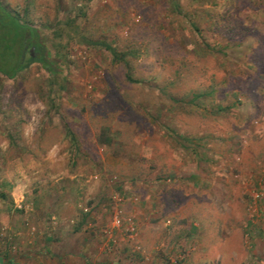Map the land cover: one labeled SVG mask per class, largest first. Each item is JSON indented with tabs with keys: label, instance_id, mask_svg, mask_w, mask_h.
Returning <instances> with one entry per match:
<instances>
[{
	"label": "rangeland",
	"instance_id": "rangeland-1",
	"mask_svg": "<svg viewBox=\"0 0 264 264\" xmlns=\"http://www.w3.org/2000/svg\"><path fill=\"white\" fill-rule=\"evenodd\" d=\"M0 3V261L264 264V0Z\"/></svg>",
	"mask_w": 264,
	"mask_h": 264
},
{
	"label": "trees",
	"instance_id": "trees-1",
	"mask_svg": "<svg viewBox=\"0 0 264 264\" xmlns=\"http://www.w3.org/2000/svg\"><path fill=\"white\" fill-rule=\"evenodd\" d=\"M29 37H26V34ZM36 37L35 31L25 28L23 24L19 22V19L8 12L1 6L0 3V73L7 78H13L15 74L25 68L30 62L40 60L43 61V57L36 58L30 52L27 53V60L24 59L26 52L25 47L30 41ZM33 46V45H31ZM36 48V47H34ZM39 48V45L37 46ZM107 51L113 56L115 60L121 58V53L108 45H105ZM35 53V52H34ZM44 62V61H43ZM48 67L47 64H45ZM51 72L52 69H51ZM128 81H134L129 75L126 76ZM67 133L71 134V131L67 129ZM74 138V135H73ZM108 138V137H107ZM75 139V138H74ZM10 264V262L8 261ZM0 264H4L0 261Z\"/></svg>",
	"mask_w": 264,
	"mask_h": 264
},
{
	"label": "crops",
	"instance_id": "crops-1",
	"mask_svg": "<svg viewBox=\"0 0 264 264\" xmlns=\"http://www.w3.org/2000/svg\"><path fill=\"white\" fill-rule=\"evenodd\" d=\"M249 223V224H248ZM247 225L249 227V232L247 235H249L250 242L255 246V249L257 248V244L263 239L264 241V221L260 222H255V221H250L248 222ZM223 240V239H221ZM220 240V241H221ZM219 241V240H218ZM219 241V242H220ZM209 247V246H208ZM264 248V246H263ZM219 249V246L216 248V250ZM260 251V250H259ZM264 252V250H263ZM62 255V254H61ZM65 258L66 256H62V258ZM63 258V259H64ZM261 262V261H260Z\"/></svg>",
	"mask_w": 264,
	"mask_h": 264
},
{
	"label": "built area",
	"instance_id": "built-area-1",
	"mask_svg": "<svg viewBox=\"0 0 264 264\" xmlns=\"http://www.w3.org/2000/svg\"><path fill=\"white\" fill-rule=\"evenodd\" d=\"M254 197H255V198H257V197H258V195H257V194H254ZM116 215H117V214H116ZM116 215H115V218H116V221H115V222H116V224L118 225V224H120V221H121V220L119 221L120 217H119L118 215H117V216H116ZM117 217H119V219H118ZM131 229H132V228H130V231H132V232H133V231H134V229H132V230H131Z\"/></svg>",
	"mask_w": 264,
	"mask_h": 264
},
{
	"label": "flooded vegetation",
	"instance_id": "flooded-vegetation-1",
	"mask_svg": "<svg viewBox=\"0 0 264 264\" xmlns=\"http://www.w3.org/2000/svg\"><path fill=\"white\" fill-rule=\"evenodd\" d=\"M27 51V50H26Z\"/></svg>",
	"mask_w": 264,
	"mask_h": 264
}]
</instances>
